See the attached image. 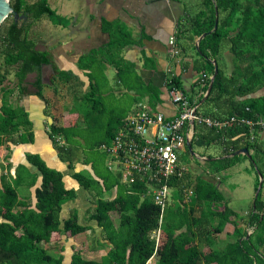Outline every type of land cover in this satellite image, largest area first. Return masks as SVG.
<instances>
[{
    "label": "trees",
    "instance_id": "16d2710c",
    "mask_svg": "<svg viewBox=\"0 0 264 264\" xmlns=\"http://www.w3.org/2000/svg\"><path fill=\"white\" fill-rule=\"evenodd\" d=\"M207 1L209 19L197 35L213 29L215 6L218 8L219 20L217 29L199 44L198 54L204 58L200 57L204 62L202 64L207 65L213 73L209 59H217L221 44L226 40L231 53L241 64L247 65L245 68L243 65L239 66L230 76L218 70L211 93L205 100V103H211L217 111L220 104L227 103L228 108L219 110L220 113L211 110L207 114H201L227 124L222 128L194 126L192 151L195 147L217 146L221 149L219 158L209 156L205 160L209 165V169L205 170L209 178L200 175L192 179L187 172L182 179H173L170 185L173 187V198H176V202L167 207L161 224L158 222L159 208L149 198L140 200L139 193L143 191L141 188L134 189V194H128L116 175L101 178L100 191L114 190V195L105 200L100 198L101 193L97 191L93 199L95 207L91 210L88 221H95L102 229L110 244L109 251L101 259L88 258L85 254L86 246L81 244L73 248L69 264H147L151 259L156 261L155 264H264V147L258 140L261 130L257 127L251 133L247 125L239 123L242 119L255 123L263 115L254 101L240 98L264 85V0H214L215 5L211 0ZM9 4L23 19L14 23L13 17L9 16L0 27V148L21 130H25L27 134L30 131L27 115L21 108L11 107L7 101L10 89L5 82L9 72L14 71L17 85L22 84L28 75L36 74L33 86L36 95L42 98L40 72L43 66L50 63V58L47 53L36 49L35 43L28 38V30L42 18H47L54 26L66 28L69 24L68 20L49 7L48 0H37L34 3H28L27 0H9ZM102 27L105 32L112 28L106 23ZM235 31L236 34L228 38ZM129 44H132L130 38L124 42H116L111 35L108 46L104 50L92 51L90 56L95 57L102 51L108 55L114 53L106 57L111 63L114 57H119L121 49ZM120 65L114 63L117 68ZM90 66L91 63L88 69ZM201 66L200 68L203 67ZM79 68H82L81 64ZM208 85V78L204 86L200 85L203 95ZM172 87L183 90L180 80L175 77L168 82V89ZM202 98L201 96L199 102ZM151 100L152 104H156L158 96L152 95ZM231 118L235 121L231 122ZM116 130L117 128L108 130L104 141L97 144L86 142L84 146L87 150L97 149L99 145L108 143ZM49 132L54 145L55 137L64 138L66 147L56 148L60 160L73 170L78 159L76 150L82 147L76 141L79 137L77 128L64 127L53 122ZM251 135L254 136L252 141ZM242 148L252 152L249 160L252 169L256 167L263 180L254 205L247 217L241 219L227 207V202L217 187L221 182L216 177L240 159H247L242 155L230 157ZM190 156L186 148L183 159L187 162ZM29 162L42 176L35 193V208L18 198L16 187L6 184L4 177L1 179L0 264H64L61 253L64 245L60 242L61 238L78 240L90 228L78 222L76 212H72L61 224L62 206L76 199L75 191L66 190L61 173L48 168L39 158L29 157ZM27 176L33 178L30 174ZM73 177L86 191H90L95 183L84 173H75ZM22 178L19 175L18 186L23 183ZM258 184L257 177L255 192ZM185 189L192 191L189 198H186ZM112 214L119 215L117 225L113 223ZM228 224L233 227L231 241L217 249L215 246L218 236ZM158 229L159 240L155 244L153 235ZM249 229L252 231L248 235ZM55 247L61 248L60 252H56Z\"/></svg>",
    "mask_w": 264,
    "mask_h": 264
},
{
    "label": "crops",
    "instance_id": "0c3cea01",
    "mask_svg": "<svg viewBox=\"0 0 264 264\" xmlns=\"http://www.w3.org/2000/svg\"><path fill=\"white\" fill-rule=\"evenodd\" d=\"M69 1L71 0H54L60 7V15L54 11L68 20L69 24L76 26L78 32L73 29L70 31L67 27L51 26L47 18L34 23L28 30V38L35 43L36 49L47 53L50 58V63L43 66L40 72L42 98L36 95L33 86L36 74L28 75L20 85H17L15 77L12 80L7 77L5 85L10 89L7 101L11 107L21 108L27 115L30 131L27 134L25 130H21L0 148V186L4 177L6 184L16 187L18 198L32 208H35V193L42 176L29 162V157H37L48 168L60 172L64 188L75 191L76 199L62 206L61 224L72 212H76L78 222L88 226L90 230L78 240L61 238L64 264L70 263L73 248L81 244L86 246V256L93 259H101L107 255L108 252H104L102 245L110 248L96 222H87L95 207L93 199L97 190H84L73 177L75 173L87 171L89 178L101 188V179L95 173L92 163L83 156L86 149L84 144L88 140L82 130L92 132L94 128L103 126L102 121L107 119L104 137L99 141L102 142L108 130L118 128L138 104H145L155 112L171 118L177 114V109L168 96L170 78L173 76L180 80L189 102L193 105L198 102L196 107L201 102V96L204 97L200 87L202 74H206L209 80L213 74L207 65L202 64V56L196 50L198 38L202 35H197V32L207 24L210 15L207 0H78L76 13L71 11ZM211 3L215 5L214 0ZM216 19L219 20L218 11L217 14L215 12ZM194 20L197 22L194 23ZM103 23L111 25V30L103 31ZM236 32L230 33L228 38ZM111 35L116 42H124L130 38L132 44L121 49L119 57H114V61L110 58L111 63L106 57L114 53L108 55L102 51L91 57L92 51L104 50L108 46ZM171 39L174 40L173 46L170 44ZM173 49L178 50L176 57L172 54ZM237 59L225 40L217 59L210 58L209 61L212 66L214 61L218 70L230 76L239 66H247ZM113 62L121 64L120 67H115ZM79 64L82 68H79ZM200 65L203 67L200 68ZM152 95L158 96L156 104H152ZM246 99L255 102L263 113L259 120H264V85L240 98ZM1 100L0 97V102ZM209 105L210 111L219 113L228 108L226 102L220 104V111L214 109L211 103ZM53 122L64 127H76L79 132L76 141L82 147L76 150L78 159L73 170L60 160L56 148L58 146L49 137V127ZM258 137L264 147V130H261ZM99 146L97 150L100 152ZM28 174L33 178H28ZM19 175L23 176L21 186L17 185ZM220 184H217L218 189ZM87 210L90 211L88 215ZM96 228L100 231L97 232ZM232 229V224H228L218 236L217 244L224 245L231 241ZM152 261L153 259L147 264Z\"/></svg>",
    "mask_w": 264,
    "mask_h": 264
},
{
    "label": "built area",
    "instance_id": "2783aa9c",
    "mask_svg": "<svg viewBox=\"0 0 264 264\" xmlns=\"http://www.w3.org/2000/svg\"><path fill=\"white\" fill-rule=\"evenodd\" d=\"M174 45V40H170ZM173 56L178 50L173 49ZM174 78L173 76L170 80ZM207 75L202 74L200 83L204 86ZM169 80V81H170ZM168 96L177 109V114L171 118L162 113L155 112L145 104H138L135 109L120 123L115 134L108 143L99 146V150L107 157L106 167L119 178L120 185L127 189L128 194H134L136 188L143 191L139 193L140 200L149 198L159 208V224L167 207L170 205L173 187L170 182L182 179L188 172L183 159L186 151V140L194 135L193 125L207 128H222L227 122L204 117L195 111L185 92L172 87L168 89ZM230 121H235L231 118ZM250 128L264 130V121L255 123L239 120ZM251 141L254 136L251 135ZM54 143L64 148L63 138L55 137ZM186 198L192 194L185 189ZM160 230L154 233L155 244L158 243Z\"/></svg>",
    "mask_w": 264,
    "mask_h": 264
},
{
    "label": "rangeland",
    "instance_id": "374dc122",
    "mask_svg": "<svg viewBox=\"0 0 264 264\" xmlns=\"http://www.w3.org/2000/svg\"><path fill=\"white\" fill-rule=\"evenodd\" d=\"M27 1L31 2L33 0H27ZM48 3L50 7L53 10H55L57 14L60 15L59 5H57V3L54 2V0H49ZM77 5H78V0L69 1V7L73 13H76ZM49 25L54 26L51 23H49ZM1 61H2V58L0 57V63ZM13 72L11 71L9 72L8 77L11 80L14 79ZM198 111L202 114H207L210 111L209 103L202 104L200 108L198 109ZM102 123H103V126L94 128L92 132L90 130L89 132L87 130H82L88 142L97 144V142L103 139L104 131L106 129V125L108 124V120L105 119L102 121ZM86 150L87 149L84 150L83 156L89 162L92 163L95 173L98 175L100 179L112 177L114 175L112 172L108 171L106 167L107 157L105 155L100 153L97 149H93V150L88 149L87 151ZM193 153L196 156H190L188 158L187 165H185L186 169L188 170V173L191 174L192 179L200 175H202L203 177L209 178L208 172H205L206 169H209V165L202 158L207 159L209 156H211L212 158H217L220 153V148L217 146H210L208 148L195 147L193 148ZM254 170H255V167L254 169H252V165L249 159H240L238 163H236L234 166L224 171L222 174H220V176L216 177V180L218 179L217 181L221 182L219 189L222 192L221 194L224 196L227 202V207L230 210L234 211L237 214V217L239 216L241 219L242 217H245V216L247 217L248 213L250 212L253 206L254 196L256 193L254 191V188L257 184V177H258V175L256 174ZM84 175L89 178V174H87V171H84ZM93 190L99 191V193H101L100 198L102 199H107V198L109 199L110 197L114 195V190L101 192L96 183L92 184L90 191L93 192ZM262 196L264 198V189H263ZM20 197H22V195H20ZM175 202H176V198H173V192H171L170 203H175ZM89 213L90 211L87 210L86 214L88 215ZM112 220H113V223L117 225L119 223V215L112 214ZM87 222H88V219H87ZM92 224L94 227H96L94 223ZM96 230L97 232L100 231L97 228ZM251 231L252 229H249L248 234H250ZM222 239L224 238H221V240ZM66 243L69 245V242H66ZM101 247L104 250V252L109 251V248H107L105 245H102ZM222 247H223V244H216L215 246V248L217 249H220ZM59 249L61 248L55 247L56 252H60ZM66 257H67L66 259L68 260V256ZM155 262L156 261L153 260L151 264H155Z\"/></svg>",
    "mask_w": 264,
    "mask_h": 264
},
{
    "label": "water",
    "instance_id": "95a60500",
    "mask_svg": "<svg viewBox=\"0 0 264 264\" xmlns=\"http://www.w3.org/2000/svg\"><path fill=\"white\" fill-rule=\"evenodd\" d=\"M217 11H218V8L215 6V12L217 14ZM9 16H12L13 17V20H14V23H17L18 21L22 20L23 19V16H19L17 15L13 9L11 8L10 4H9V0H0V27L2 25V23L9 17ZM217 25H218V21L217 19L215 20V24H214V28H213V31H215L217 29ZM68 29L70 31L73 30H76L75 32H78V28H76V26H73L72 24H69L68 25ZM211 32H208V33H204L202 34L199 38H198V41H197V44H196V50L199 51V43L200 41L205 38L206 36L210 35ZM213 66H214V71H213V74L209 80V85H208V88H207V91L206 93L204 94V97L202 98L201 102L199 103L198 106H196L195 108V111H197L198 107L200 105H202V103L205 102L206 98L209 96V94L211 93V90H212V87H213V82H214V79L218 73V69H217V65L216 63L213 61L212 62ZM191 125H192V130H194V125H193V122H191ZM192 138H193V134H191V136L188 137V139L186 140V147L188 148L191 156H196L192 149H191V141H192ZM245 156L247 159L251 160V152L248 151L246 148H242V149H239L237 150L236 152L232 153L230 157H234V156ZM204 160V159H203ZM255 171L258 175V180H259V184H258V187H257V190H256V193H255V196H254V199H256L260 189H261V184H262V177L260 175L259 172H257L256 170V167H255ZM253 205H254V202H253ZM249 235V234H248Z\"/></svg>",
    "mask_w": 264,
    "mask_h": 264
}]
</instances>
